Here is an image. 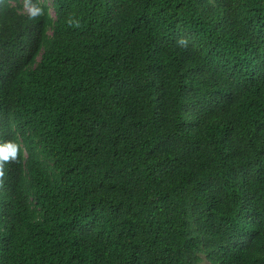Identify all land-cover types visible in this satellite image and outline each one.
Here are the masks:
<instances>
[{
  "label": "trees",
  "instance_id": "16d2710c",
  "mask_svg": "<svg viewBox=\"0 0 264 264\" xmlns=\"http://www.w3.org/2000/svg\"><path fill=\"white\" fill-rule=\"evenodd\" d=\"M8 142L0 264H264V0H0Z\"/></svg>",
  "mask_w": 264,
  "mask_h": 264
},
{
  "label": "clouds",
  "instance_id": "9594fccd",
  "mask_svg": "<svg viewBox=\"0 0 264 264\" xmlns=\"http://www.w3.org/2000/svg\"><path fill=\"white\" fill-rule=\"evenodd\" d=\"M31 5V0H29ZM42 14V9L37 6H30L29 15L31 18H36ZM9 147L5 148L0 146V184L3 183V180L6 176V165L9 163L17 162L19 155V146L13 142H8Z\"/></svg>",
  "mask_w": 264,
  "mask_h": 264
}]
</instances>
